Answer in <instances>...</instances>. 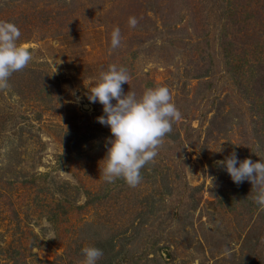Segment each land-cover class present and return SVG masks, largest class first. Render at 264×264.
Returning <instances> with one entry per match:
<instances>
[{
    "label": "rangeland",
    "instance_id": "rangeland-1",
    "mask_svg": "<svg viewBox=\"0 0 264 264\" xmlns=\"http://www.w3.org/2000/svg\"><path fill=\"white\" fill-rule=\"evenodd\" d=\"M0 264H264V0H0Z\"/></svg>",
    "mask_w": 264,
    "mask_h": 264
}]
</instances>
